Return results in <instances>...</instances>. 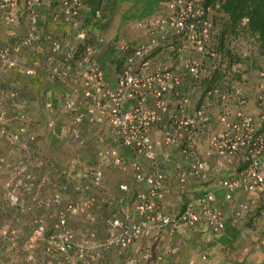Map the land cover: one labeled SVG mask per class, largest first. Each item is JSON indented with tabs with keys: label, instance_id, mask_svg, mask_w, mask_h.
Segmentation results:
<instances>
[{
	"label": "built area",
	"instance_id": "1",
	"mask_svg": "<svg viewBox=\"0 0 264 264\" xmlns=\"http://www.w3.org/2000/svg\"><path fill=\"white\" fill-rule=\"evenodd\" d=\"M86 1L90 0H0L3 22L11 27L24 24L20 34L6 29L8 39L0 41V134L12 118L15 133L21 139V149L33 160L30 153L34 136L27 128L28 113L19 101L16 87L6 81L7 73L32 77L37 68H42L47 81L64 85L73 78L68 93L56 106L49 97L50 91H44L47 132L55 134L54 112L58 109L68 117L64 133L68 142L84 143L79 128L82 122H104L118 147L132 155L128 157L102 144L101 135L95 137L99 143L94 154L95 164L85 170L83 185H72L74 192L86 194L83 207L98 209L95 194L102 186L103 173L99 165L103 161L130 173L142 186L134 193L129 212L117 214L115 201H105L110 209L101 218L105 226L102 238L90 228H83L77 234L71 231L68 217L76 212L72 203L53 212V222L46 236L50 245L43 248L49 260L46 264H79L96 260L107 250L122 254L155 233L172 234L182 227L192 232L222 231L227 217L216 205L211 191L184 200L190 183L209 179L207 159L217 157L215 172L220 175L218 185L224 191L225 200H231L236 191L250 193L264 184V133L260 130L264 120V95H257L260 119L256 121V116L245 109L246 96L234 79V69L226 53L213 46L216 16L228 18L222 11L225 0L210 3L159 0L161 8L156 16L133 24L143 32L140 41L131 43L120 39L110 45L114 67H118L112 86L105 81L97 61L105 40L99 34L91 36L88 31L83 15ZM101 7L100 2L90 9V21L99 20ZM247 20L244 18L243 22ZM45 22L56 23L61 29L52 34L42 27ZM26 52L35 57L28 64L21 60ZM257 74L264 77V70L260 69ZM231 103L235 106L230 111ZM212 121L220 127L211 130ZM152 126L157 128V138L149 133ZM202 139L207 146L200 155L198 142ZM173 146L178 147L181 158L173 166L179 209L164 212L161 201L167 174L159 168V163L170 161ZM137 158L147 161L151 170L144 171ZM37 164L41 165V161ZM27 166L22 162L10 165L6 156L0 154V172L7 168L18 173L4 184L2 200L7 206L19 208L33 186L47 184L46 176L35 180ZM227 170L231 173L222 175ZM60 174L63 176L65 170H60ZM118 189L124 192L126 186L119 184ZM58 200L60 197L54 194L52 203L57 204ZM123 201L124 197L117 200L118 203ZM251 206L248 201L240 202L229 216L231 223H239ZM95 218L94 212L88 215L90 223H94ZM31 233L35 239H42L45 229L41 219H33ZM16 234L17 230L0 218V242L5 245L0 252L2 255L5 253L7 257L8 253L19 251ZM25 257L31 259L30 254ZM142 257L147 258L148 253ZM123 264H137L136 258L128 256Z\"/></svg>",
	"mask_w": 264,
	"mask_h": 264
},
{
	"label": "rangeland",
	"instance_id": "2",
	"mask_svg": "<svg viewBox=\"0 0 264 264\" xmlns=\"http://www.w3.org/2000/svg\"><path fill=\"white\" fill-rule=\"evenodd\" d=\"M90 1H86L87 8L83 11V15L92 9ZM94 1H97L96 5L101 2L102 13L97 21L86 20L87 26L89 27L88 31L91 36L99 34L105 40V45L101 47L97 54V61L103 70V74L113 79L118 67L111 66L115 62L110 61L112 59V48L110 45L120 39H127L131 43L140 41L143 38V32L135 29L133 24L137 21L156 16L158 10L161 8V3L159 0ZM215 25L216 31L221 33L225 26L223 17L216 16ZM46 26L55 30L54 32L61 29V26L56 23L45 22L42 24L43 28ZM23 27V23H18L13 27L6 25L2 17H0V41H6L8 39L6 29L10 28L15 33L20 34L22 33ZM93 27L97 29L94 32L91 31ZM226 34L227 36L224 38L223 44L220 41L219 35H216L213 40V46L218 51L225 52L224 49L230 51V55L232 56L228 59V63L234 69L235 81L240 86H243L240 74L248 73V76L250 74L251 78L248 79L249 81L247 80L249 84H253L254 86H260L262 84L261 86H264V77H259L257 74L260 69L264 70V57L259 55L256 37L249 32L238 31L237 33H232L229 29ZM37 57L39 60L42 59V56ZM32 58H35L34 55L26 52L22 55L21 60L24 64H28ZM42 73V68H37L33 77H26L13 72H9L6 75V81L16 87L19 101L28 113L29 121L27 128L34 136L33 148L30 153L33 155V160L28 159L24 150L21 149V139L15 133V123L12 118L8 119L4 133L0 134V154L6 156L7 163L10 165H15L20 162L27 163V168L35 180L46 176L48 181L47 184L41 187L33 186L28 194L32 197L31 202L24 203L21 201L19 208L14 212L13 207L7 206L9 210L4 207L5 203L2 200V190L5 182L8 179L16 178L18 173L12 170L8 171L7 168L1 169L0 216L3 217L2 219L7 218L4 220H7L17 230L16 241L20 247L18 252L13 254L8 253L7 257L5 253L3 255L0 253V262L4 261L3 264H46L49 260L43 252V248L45 245H50L46 236L53 222L54 216L52 213L61 209L66 203H72L76 209V212L68 217V226L73 233L77 234L83 228H90L95 231L98 238H102L104 236L105 226L101 218L110 209L105 201L107 199L114 201L111 195H107V193L117 192L124 197L125 203H113L114 211L120 214L122 211L129 212L131 210L134 193L142 189V186L133 180L130 173L121 171L109 162L103 161L99 165L103 173L102 186L95 194V204L98 205V209L93 210L92 206L88 208L83 207L82 203L84 202L86 194L79 195L74 192L72 185H83L86 181L84 176L85 170L87 167L95 164L94 154L99 146L95 137L101 135L103 138L102 144L114 147L128 157L132 155L130 151L118 147L104 122H82L79 128L82 131L84 143L77 145L68 142L64 137L65 129L69 123L68 117L58 109L54 112L55 134L51 135L48 133L45 126V118L48 114L43 108L44 91H50L49 97L56 106L63 96L68 93L70 84L73 83V78L64 85L60 82L47 81ZM31 94L35 96L34 99L30 97ZM76 98L79 99V96L77 95ZM36 161H41V165L37 164ZM137 161L144 171L148 172L151 170L152 167L144 159L137 158ZM62 169L65 170L63 176L60 174V170ZM119 184L126 186L124 192L118 189ZM62 186L63 188H60ZM54 194H58L60 197L57 204H53L51 201ZM178 209L177 205L174 212ZM93 212L96 218L94 223H90L88 215H92ZM34 218L41 219L45 229L42 239L39 238V240L35 239L31 233ZM159 242L161 241L158 238H155V240L151 239L148 252L150 256L143 258L141 254L138 256L136 254V263L151 264L150 261L154 259V247L159 245ZM4 248L5 245L0 242V252ZM130 249L122 254H117L114 250L102 251L100 258L86 260L79 264H123V260L130 256ZM27 254L31 255L30 260L25 257ZM108 257L112 259L110 260ZM51 260L50 263H52Z\"/></svg>",
	"mask_w": 264,
	"mask_h": 264
},
{
	"label": "crops",
	"instance_id": "3",
	"mask_svg": "<svg viewBox=\"0 0 264 264\" xmlns=\"http://www.w3.org/2000/svg\"><path fill=\"white\" fill-rule=\"evenodd\" d=\"M90 15L91 11L85 13L87 21H90ZM44 29L54 34L59 31L54 32L55 30L50 29L48 26ZM94 30L97 29L95 27L91 28V31L94 32ZM110 61H113V59H110ZM111 66H114V63ZM240 77L241 81H243V86L241 87L247 99L245 109L256 116L258 120L260 118L258 116L259 106L257 95H264V86H261L262 84L260 86L249 84L248 79L250 78V74L248 76V73H241ZM104 79L108 85L112 86L114 84V78L112 79L104 75ZM234 106V103L229 104V110H233ZM215 123V121L211 122V130L220 127ZM260 130L264 133V120L261 122ZM149 133L151 137L157 138L158 131L156 126H152ZM206 146L207 142L205 139L198 142V153L200 155H203ZM170 154V161L159 163V168L167 174V180L163 182L164 198L161 201V209L164 212H174L178 205L175 197L176 180L173 171L174 164L181 160L178 147H171ZM207 161L209 164V179L203 183H190L187 187L184 200L188 196H199L211 191L215 196L216 205L227 217L226 227L217 233L205 232L203 230L192 232L186 227H182L172 234L161 231L155 233L147 240L133 245L131 249L129 248L131 250L130 256L135 257L136 254L138 256L145 252L148 253L151 239L155 240V238H158L161 242L154 247V259L150 261L151 264H264V184L250 193L236 191L231 200H225L224 191L218 185L220 175L215 172L217 157H210ZM230 173L231 170H227L222 175L227 176ZM60 188H63V186ZM107 195H111L115 203H118L117 200L120 197L123 198L117 192L107 193ZM31 200V195H26L23 197L22 202L30 203ZM242 201L250 202L252 205L251 209L239 223H231L229 216ZM122 203H125V201ZM4 207L9 210L6 204ZM16 210L17 208L13 209L14 212ZM0 218L3 217L0 216ZM168 249L174 250L169 253L165 252ZM149 256L150 254L148 253ZM108 259L111 260L112 258L108 257ZM3 262L0 263L3 264Z\"/></svg>",
	"mask_w": 264,
	"mask_h": 264
},
{
	"label": "trees",
	"instance_id": "4",
	"mask_svg": "<svg viewBox=\"0 0 264 264\" xmlns=\"http://www.w3.org/2000/svg\"><path fill=\"white\" fill-rule=\"evenodd\" d=\"M212 1L215 0H206V3ZM96 2L90 1L92 9L96 6ZM222 11L228 18H223L225 26L221 33L218 31L215 33V36L219 35L221 43L223 44L228 29L232 33L249 32L256 37L259 55L264 57V0H225L222 4ZM244 18L248 19L246 23L243 22ZM224 51L229 59L232 56L230 51L227 49Z\"/></svg>",
	"mask_w": 264,
	"mask_h": 264
}]
</instances>
